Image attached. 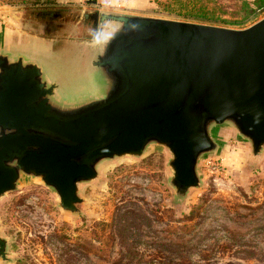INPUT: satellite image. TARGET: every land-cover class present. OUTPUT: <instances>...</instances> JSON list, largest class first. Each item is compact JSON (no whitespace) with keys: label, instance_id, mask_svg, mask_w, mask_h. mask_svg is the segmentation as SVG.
I'll list each match as a JSON object with an SVG mask.
<instances>
[{"label":"rangeland","instance_id":"374dc122","mask_svg":"<svg viewBox=\"0 0 264 264\" xmlns=\"http://www.w3.org/2000/svg\"><path fill=\"white\" fill-rule=\"evenodd\" d=\"M108 1L0 0V20L18 16L23 29L7 54L39 64L63 106L102 98L108 81L84 35L67 24L22 23L29 13L100 7L238 31L264 18L254 0ZM208 134L215 146L200 149L188 183L178 180L170 146L157 142L98 161L69 204L41 177L21 173L0 193V264H264V144L254 150L230 120L211 122Z\"/></svg>","mask_w":264,"mask_h":264},{"label":"water","instance_id":"95a60500","mask_svg":"<svg viewBox=\"0 0 264 264\" xmlns=\"http://www.w3.org/2000/svg\"><path fill=\"white\" fill-rule=\"evenodd\" d=\"M35 16L60 14L40 10ZM85 17L96 21L97 14ZM103 18L120 29L96 63L113 82L101 101L55 110L35 66L0 57V193L13 189L23 172L41 177L69 204L77 183L97 174L98 161L140 155L151 142L168 144L178 180L191 182L196 155L215 146L211 122L230 120L256 151L264 144V18L244 31ZM5 244L0 237L1 255Z\"/></svg>","mask_w":264,"mask_h":264},{"label":"crops","instance_id":"0c3cea01","mask_svg":"<svg viewBox=\"0 0 264 264\" xmlns=\"http://www.w3.org/2000/svg\"><path fill=\"white\" fill-rule=\"evenodd\" d=\"M90 1V0H89ZM93 2L97 3V2H104L105 0H92ZM112 3H120L121 0H109ZM124 5L127 6H134L135 3H137V0H122ZM58 2L60 3H64L68 6L71 7H75V6H80L81 4L84 3V0H58ZM90 2L87 5H95V3ZM96 6V5H95ZM135 7V6H134ZM83 9H81L80 11H78L79 14H75L74 12H61L58 10H54V11H58L60 16L57 17H51V18H37L35 16V12L29 13L30 17L27 21L22 22V23H27V22H32V23H43V24H47L48 25H52L54 27H61V26H65L70 25L71 27L74 28V32H76L78 35H84L86 39H84V41H88L89 44L94 45V49L97 51V54L95 56V60L93 61V64L99 68H101L106 76V79L108 81V89L105 93V95L102 98L99 99H93V100H89L80 104H76V105H70V106H63L62 104L58 103L57 101L54 100V96H55V88L56 85L54 83H50L49 80L44 79L43 77V71L42 68L39 66V64L36 63H32V62H28V60L24 59L23 57L19 56V57H13V56H9L7 54L8 51H10V49L12 48V46L14 45V43L16 42V39H21V38H17L23 35V29L21 27L20 24V20L17 17H10L7 18L8 21L5 23L4 21L0 20V57L5 58L7 64H13V63H17L20 62L22 66H35L37 68V70H39V80L40 82L44 83L45 88L47 89H51L50 93L47 96L48 99V103L51 105V107L55 110H60V111H73L79 108H82L84 106H87L89 104H92L96 101H101L103 99H105L108 94L110 93L111 87L113 82H111V75L102 67L98 66L96 63L99 59L100 56H103L107 46H108V42L112 39L110 36L114 33H118L119 29H120V23L114 20H109L106 18L102 19L103 15H108V14H112V15H119V16H127V17H145V16H137V15H132L129 14L127 12H113L110 11L108 9H102L99 7V11H93L92 10H86L85 7H82ZM103 10V11H101ZM96 13L97 14V19L96 21H94L93 19H91V17H85V14L88 15H92ZM72 17L70 21H66L64 20L66 17ZM146 18H151V17H146ZM64 20V21H61ZM165 20V19H163ZM5 24V25H4ZM55 24H57L58 26H55ZM118 29V30H117ZM70 30L73 31L72 28H70ZM91 37H89L90 35H92ZM42 35V34H39ZM89 38V40H88ZM18 42V41H17ZM20 43L18 42L17 45H19ZM23 172L19 173L20 174ZM25 174V173H24ZM25 175H29V174H25ZM18 176V178H19ZM18 178L16 179V182L18 180ZM15 182V183H16ZM1 237V236H0Z\"/></svg>","mask_w":264,"mask_h":264},{"label":"trees","instance_id":"16d2710c","mask_svg":"<svg viewBox=\"0 0 264 264\" xmlns=\"http://www.w3.org/2000/svg\"><path fill=\"white\" fill-rule=\"evenodd\" d=\"M35 3H38V2H43V0H34ZM52 1H50L51 3ZM254 4L257 6V7H263L264 6V0H254ZM198 17H196V19H204V17L200 16V15H197Z\"/></svg>","mask_w":264,"mask_h":264},{"label":"built area","instance_id":"2783aa9c","mask_svg":"<svg viewBox=\"0 0 264 264\" xmlns=\"http://www.w3.org/2000/svg\"><path fill=\"white\" fill-rule=\"evenodd\" d=\"M110 4H111V2H110V1H108V2H107V5H110Z\"/></svg>","mask_w":264,"mask_h":264}]
</instances>
